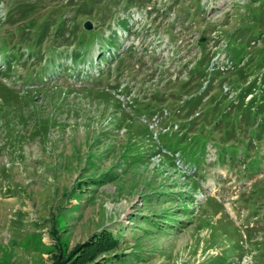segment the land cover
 <instances>
[{
	"label": "rangeland",
	"instance_id": "1",
	"mask_svg": "<svg viewBox=\"0 0 264 264\" xmlns=\"http://www.w3.org/2000/svg\"><path fill=\"white\" fill-rule=\"evenodd\" d=\"M263 94L264 0H0V264H264Z\"/></svg>",
	"mask_w": 264,
	"mask_h": 264
},
{
	"label": "trees",
	"instance_id": "2",
	"mask_svg": "<svg viewBox=\"0 0 264 264\" xmlns=\"http://www.w3.org/2000/svg\"><path fill=\"white\" fill-rule=\"evenodd\" d=\"M77 57H78L77 54H74V55L72 54V58H77ZM238 72H239V74H241V77H243L245 75L244 74V69H239ZM238 82H240V81H237L236 84ZM250 90H251V86H244L242 91L238 95V98L241 99V100H244L245 99V93L250 91ZM14 93H16V91ZM263 97H264V94H263ZM19 108H24V107L22 106V107H19ZM263 109H264V107H263ZM263 109H259V111L263 110ZM25 120H26V117L25 118H21V121H25ZM15 121L18 123V120H14V119L12 120L13 123H15ZM135 143H136V141H135ZM136 145H137V143H136ZM195 147H199V146L196 145ZM200 147L202 148V150L204 149L203 146H200ZM135 148L131 149V153L129 155L130 156H133V155L136 156L137 155L139 160L143 159V156H145V154H146L145 153L146 152L145 149L143 147H140V146L137 145L138 149H137V152L135 153V152H133L135 150ZM141 148H143V150L140 152ZM181 201L183 203H187L188 205L190 204V202H192L191 200H187V202L184 201V200H181ZM159 228H163V225L161 227H159ZM156 229H158V228L156 227ZM99 239L100 240H98V239L97 240H93L92 239V242L87 243L86 246H88L89 249H86L85 248L86 246L83 245L81 248L83 249L82 251H84V253L80 254L78 252V257L74 261L69 263V264H84V263L88 262L89 259L90 260L94 259L95 255L97 253H100L102 250H105V249L107 250V248H110L111 246L116 244V238L114 237V235L112 233H110L108 231L104 232L103 236H101ZM73 259H74V255L72 256V260ZM65 261L66 260L64 258H61V256H60V257H57V261H56L55 264H65ZM66 264H68V262Z\"/></svg>",
	"mask_w": 264,
	"mask_h": 264
},
{
	"label": "water",
	"instance_id": "3",
	"mask_svg": "<svg viewBox=\"0 0 264 264\" xmlns=\"http://www.w3.org/2000/svg\"><path fill=\"white\" fill-rule=\"evenodd\" d=\"M94 27V25L90 22V21H87L86 23H85V28L86 29H92ZM206 40V36H203L202 38H201V41H205Z\"/></svg>",
	"mask_w": 264,
	"mask_h": 264
}]
</instances>
